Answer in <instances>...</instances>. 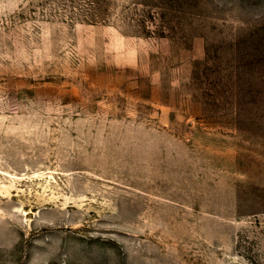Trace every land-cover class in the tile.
Instances as JSON below:
<instances>
[{"label":"rangeland","instance_id":"374dc122","mask_svg":"<svg viewBox=\"0 0 264 264\" xmlns=\"http://www.w3.org/2000/svg\"><path fill=\"white\" fill-rule=\"evenodd\" d=\"M0 264H264V0H0Z\"/></svg>","mask_w":264,"mask_h":264}]
</instances>
